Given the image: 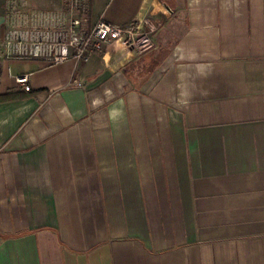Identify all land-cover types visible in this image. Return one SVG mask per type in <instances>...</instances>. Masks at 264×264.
<instances>
[{
    "label": "crops",
    "instance_id": "crops-1",
    "mask_svg": "<svg viewBox=\"0 0 264 264\" xmlns=\"http://www.w3.org/2000/svg\"><path fill=\"white\" fill-rule=\"evenodd\" d=\"M7 1L0 264H264V0H90L154 47L58 65L7 57Z\"/></svg>",
    "mask_w": 264,
    "mask_h": 264
},
{
    "label": "built area",
    "instance_id": "built-area-1",
    "mask_svg": "<svg viewBox=\"0 0 264 264\" xmlns=\"http://www.w3.org/2000/svg\"><path fill=\"white\" fill-rule=\"evenodd\" d=\"M89 1L64 0L57 9H32L27 0H8L3 40L7 57L53 65L69 60L80 64L106 46L118 45L135 55L153 49V28L142 29L137 22L119 25L100 19L88 28ZM15 80L24 91H31L30 75ZM72 84L81 86L76 78Z\"/></svg>",
    "mask_w": 264,
    "mask_h": 264
}]
</instances>
